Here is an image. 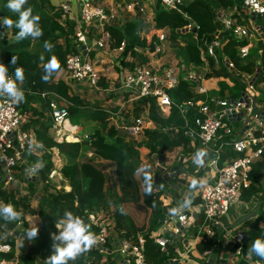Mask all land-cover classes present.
Instances as JSON below:
<instances>
[{
	"label": "built area",
	"instance_id": "1",
	"mask_svg": "<svg viewBox=\"0 0 264 264\" xmlns=\"http://www.w3.org/2000/svg\"><path fill=\"white\" fill-rule=\"evenodd\" d=\"M183 3L184 0H160L163 9L180 13ZM54 6L61 14L58 19L61 26L67 30L72 24V35L68 37L73 48L66 54L64 67L59 73L60 76L56 77V80L67 86V95H70V90L79 92L80 87L99 93L105 90L112 93L115 98L112 100L113 105L104 108L107 121L117 132L122 131L127 137H141L146 129L154 127L147 112L151 102L163 118H167L171 109L175 108L183 122V136L189 139V144L187 148L181 146L170 152L165 151L163 157H157L153 171V191L156 193L160 190L162 180L166 182L170 179H181L185 172L193 174L194 178L201 181L197 192L198 202L183 209L177 217L170 216L169 210H166L165 220L150 233V238L161 251L166 252L171 248L175 253L165 264H179L185 261H192L194 264H219V258L225 253L229 255L230 264H239L235 259L260 264L244 256L243 249L251 240L246 229L236 220L235 213H231L233 207L242 202L241 195L251 184L253 166L257 162H263L264 173V108H256L255 99L261 93L253 89L259 85L255 84V78L260 68L255 69L254 74L249 77V82L239 91L238 97L212 93V90L203 84L211 78L205 81L193 71L187 70L183 62L165 66L154 65L152 61L132 63L130 67L122 66L117 73L118 81L115 86L108 85L103 88L99 83L103 66L107 64L105 58L110 57V61H113L119 56L120 59L125 47V42H122L119 47L111 48L113 39L109 28L122 29L124 23L117 24L116 15L112 10L94 4L92 0H54ZM240 7L247 13L245 21L249 27H245L243 22L231 20L224 11L217 10L216 20L223 25V31L231 30L234 37L240 41L244 40L243 37L246 38L249 32L262 38L264 3L261 0H242ZM126 10L130 13L143 12V7L140 0H133L126 6ZM232 10L239 16L237 10ZM237 19L240 21L243 18ZM191 28L194 26L190 23L179 31L188 32ZM164 39L159 36L154 51H147L150 57L161 51L160 46ZM227 40L214 36L210 43L204 42L205 48L201 47L200 59L202 64L209 63V58L213 59L215 67L221 64L230 72L236 71L238 79L242 80V74L246 72L237 71L229 58H218L216 50ZM60 43L65 48L64 42ZM246 46L247 44L238 46L236 55L241 60H248L250 57ZM261 54L262 52L256 55L257 59H261ZM180 79L192 83L194 98L177 103L169 93L178 86ZM261 85L264 94V84ZM41 96L47 100L51 127L58 136L69 117V108L73 105L66 97L56 93H42ZM135 107H139L141 111L136 113ZM191 111L196 114L190 120ZM133 113L134 116H130ZM127 115L128 117H125ZM25 119V114L20 113L16 103L7 96L0 95V163L6 180L10 179L9 167L14 161L24 160L25 148L37 145L34 135L23 129ZM162 132L172 137L180 133V128L174 123H169L162 128ZM84 138L88 142L91 141L88 135ZM200 149L209 152L203 167L193 163L194 155ZM171 157H174V161L170 160ZM263 177L264 174L261 179ZM32 179H37V176L33 175ZM184 192L180 190L181 196L176 199L175 206L188 197V193ZM259 199L260 194L255 195L244 203L245 209H255ZM242 206L241 204V208ZM239 212L241 213L240 209ZM89 218L92 223L101 227L96 236L97 243L92 249L103 255H110L116 260V264H130V260L135 264H145L142 236L138 237L137 244H132L115 232L111 215L102 223L93 222L91 215ZM13 232L15 231L5 234L4 237H15ZM202 238L204 241L209 240L211 246L197 252L195 245ZM107 241L110 247L106 246ZM7 251L9 246L0 238V253ZM194 252L198 254L196 259L190 258L194 256ZM11 261L12 264L16 263L15 258ZM6 262L10 261L0 258V264H7ZM40 264L47 262L41 261Z\"/></svg>",
	"mask_w": 264,
	"mask_h": 264
},
{
	"label": "trees",
	"instance_id": "2",
	"mask_svg": "<svg viewBox=\"0 0 264 264\" xmlns=\"http://www.w3.org/2000/svg\"><path fill=\"white\" fill-rule=\"evenodd\" d=\"M242 0H184L180 9L185 16L176 10H165L156 0L153 23L155 31L148 37L139 35L141 23L136 21H127L122 29L112 27L109 31L112 36L111 48H117L122 42H126L124 56L130 52L133 58L141 56L138 49L152 52L159 42V36H163L169 42L171 47L180 48L182 59L187 65L199 66L202 64L200 59L201 47L205 48L203 43H210L214 35L218 32L219 36L228 39L224 46L223 53L231 60L234 67L239 72H246L252 76L255 69L260 68V72L255 78V84H264V26L263 35L260 39L261 59L258 63L248 60L243 64L241 59L236 55L235 46H244V40H237L231 30L223 31V25L216 20V11L214 7H223L237 10L240 14H234L236 18H247V13L241 9ZM8 0H0V16L12 19L14 22L18 19V14L13 13L7 7ZM25 8H31L33 15L40 17V26L43 35L33 39L31 37L21 41L16 40L18 29L11 27L6 31L5 27H0V64L8 68V76L14 78V70L21 67L24 71V81L18 86L24 92V101L16 104L21 114L29 113L28 119L23 123V129L32 130L39 146L26 147L24 150V160H15L14 164L9 167V180H6V174L0 163V203L12 204L22 215L19 221H24L25 216H37L40 219L38 236L33 241L26 238L21 239L18 243L15 237H3L2 242L9 246V251L0 253V258L6 261L16 259L15 264H36L34 256L39 255V259L47 262V257L53 252L54 240L50 237L51 230L54 229V223L62 218L63 213L67 211L80 216L87 224L90 225L91 231L97 236L101 227L90 221V209L98 207L106 198L105 186L110 184V192L113 199L114 210L111 216L114 221V230L119 232L120 226L124 231L118 234L131 242L138 243V237L142 236L143 255L145 264H165L168 258L175 256L174 251L170 248L166 252L161 251L160 247L150 238V233L156 230L165 220L166 208L162 206L160 193H155L153 185L151 195L145 194L143 177L134 172L139 164L127 163L126 145L114 127H106L107 115L101 107H94L89 112L87 119L97 123L93 137L90 142L81 139L77 142L55 141L48 133L50 126V114L47 108V100L42 93H56L62 97L67 96V86L59 80H56L57 74L64 67L66 54L72 50L73 46L66 35L72 32V25L67 30L58 22L61 14L54 6V0H28ZM1 20V19H0ZM195 21L196 28H191L188 32H180ZM238 22H242L241 20ZM64 36V46L58 42L59 36ZM44 43L49 46L46 50V57L41 59L40 54L34 51L31 46L33 41ZM221 59V54L217 53ZM55 57L60 67L52 72L47 81L42 79L45 73V64L49 59ZM15 58L16 63L12 64ZM142 60V59H141ZM209 60L210 72L205 75L207 79L212 77H223L226 75L222 69L215 67V61ZM192 83L180 79L178 86L170 91V96L177 103H182L194 98L191 90ZM220 86H226L223 82ZM244 88V84L235 80L234 87L228 88L232 97H238L239 91ZM223 90V89H221ZM218 94H223L220 91ZM220 95V96H221ZM39 104L38 107L33 106ZM75 104L81 106V100H75ZM83 105H86L82 103ZM76 108L70 107L69 113L72 114ZM141 111L135 107V112ZM148 118L156 125L155 129H146L142 135V140L138 146L145 147L149 154L158 155L165 151H173L176 148L184 146L187 148L189 139L183 136V122L175 108L171 109L170 115L163 118L153 102L148 106ZM195 111L189 113L191 120ZM169 123H174L180 128V133L167 136L162 132V128ZM106 129L107 136L101 132ZM69 140V137L67 138ZM89 143L90 154L81 155L80 151L83 145ZM56 149L58 154L64 159L59 172L64 180L67 181L69 189L58 187L51 182L50 174L53 170L51 160L52 150ZM11 155V151H9ZM105 165L106 169L102 168ZM42 165L37 167L34 166ZM33 168L37 171L36 181H29L26 178V170ZM263 175V162H257L253 166L251 174V184L249 188L243 191L241 201L246 203L251 200L261 190L260 179ZM27 179L25 186L29 192L37 197L35 207L32 206L28 193L20 195V184ZM136 181V185H135ZM139 187V196L131 200L128 196L129 188ZM128 190V192H126ZM131 196L134 193H130ZM134 198V195H133ZM140 219H143L140 224ZM8 223L1 230H11L17 223ZM264 223V207L254 218L241 222L242 227L247 228L246 232L251 242L257 238H264V226L260 227L259 223ZM0 223H3L0 221ZM119 230V231H118ZM140 232L141 235L136 234ZM106 246L110 247L109 241ZM211 246L209 240L204 238L197 243L196 248L199 252L208 249ZM251 243L243 249L244 256H248L252 261L264 264V260L255 254L249 255L248 249ZM116 260L110 255H103L96 249L80 255L74 264H116ZM130 264H135L130 260ZM242 264H247L243 260Z\"/></svg>",
	"mask_w": 264,
	"mask_h": 264
},
{
	"label": "rangeland",
	"instance_id": "3",
	"mask_svg": "<svg viewBox=\"0 0 264 264\" xmlns=\"http://www.w3.org/2000/svg\"><path fill=\"white\" fill-rule=\"evenodd\" d=\"M55 1H58V0H55ZM94 4H97V5H102L104 7H106L107 9H110L112 10L115 15H116V23L117 24H122L124 23V21L126 20H131V19H135L134 21H136L135 23H141V27L139 28V35L140 36H145L147 39L148 37L155 31L154 29V23H153V16H154V11H155V5H156V0H140V3L143 7V12H135L134 11V14L133 13H130L126 10V6L128 4H130L133 0H92ZM262 3H264V0H261ZM215 11L217 12V10H222L224 11L225 13H227V15L229 16V18L232 20H235L238 22V19L234 16V12L232 9H229V8H223V7H214ZM4 17H1L0 16V19L2 20ZM245 18H243L241 21L244 23L243 25L245 27H249L248 25V22H246L244 20ZM126 23V22H125ZM191 25L194 26V28L197 27V24L195 23V21H190ZM263 26H264V23H262ZM6 28V31H9V27H5ZM56 34L59 36V32H56ZM219 33L217 32L214 36H219L218 35ZM67 36H71L72 35V32H69L66 34ZM59 39H65L64 36H59L58 38V42L60 41ZM242 39V38H241ZM244 41L246 42L247 44V48H248V51L250 53V57L248 60H252L254 61L255 63L257 61H259V59H257V56L260 55L261 53V50L259 48L260 46V37L258 36V34H252L251 32H249V34L246 36V38H244ZM228 41V40H227ZM227 41H225L223 43V45H221L220 47L217 48L216 52L217 53H220L222 57H227L226 55H224L223 53V49H224V46L228 43ZM64 42V41H62ZM126 44V42H125ZM31 48L34 50V51H37L41 57L45 58L46 57V50L47 48H45V44L43 43H39L37 42L36 40L33 41L32 43V46ZM125 48V47H124ZM161 48V51L153 56V57H150L148 54H147V51H144L142 49H138V53L141 54V56L139 58H133L132 54L130 52H127L126 55H129V59L128 61L125 60H120L119 59V56L117 59H114L113 61L111 60L109 63L105 64L103 66V69H105L107 72H119V69L120 67H130L132 63H149V62H152V64L154 65H174L176 63H180V62H183L184 63V60L182 59V56H181V51H180V48H173L171 47V45L169 44V42L167 40L164 39L162 45L160 46ZM235 51H239V47L235 46ZM122 55H124V50L123 52L121 53ZM257 55V56H256ZM262 55V54H261ZM125 58V57H124ZM133 59V60H132ZM142 59V60H141ZM247 59H243L242 63L245 64L247 63L248 61ZM117 62V63H116ZM114 63V64H113ZM186 65V68L187 70L189 71H193L195 75L197 76H200L202 78H204V80L206 81L207 78L205 77V75L207 73L210 72V66H209V63L207 62V64H201L199 66H193V65ZM108 68V69H107ZM217 69H222L221 66L218 65V68ZM223 72L226 74L224 75L222 78H215V77H212L211 79H209L208 81L206 82H203L204 86L207 88V89H211L212 93L214 94H217V95H221V94H218L220 91H223V94L221 96H230L231 95V92L228 90V88H231V87H234L235 85V80L239 81V83L241 84H246V82H249L250 80V75L248 73H243V79L242 80H239V76H237V72L236 71H233V72H230L228 71V69H226L225 67H223ZM109 72V73H110ZM102 73V72H101ZM102 75V74H101ZM101 79L102 82H101ZM112 83L111 84H108L109 86H112L114 87L115 86V81L117 80V78H112ZM223 82L226 86H224V88H222L220 86V83ZM99 85H101L102 87H105L107 86V83L105 81V78L103 77V75L100 77V83ZM210 87V88H209ZM212 87L214 89H212ZM223 89V90H221ZM243 89V88H241ZM254 90H258V92H260V96H257L256 99H255V103H256V108H264V94H263V86L261 84L257 85L256 87L254 86L253 88ZM105 94H108L107 92H104V95ZM114 96V95H112ZM86 106V105H84ZM86 108V107H85ZM77 112L76 114H73V115H70L68 117V123L71 124V120L74 119L75 122H78L79 125L82 126V129H80L78 132H77V138L78 140L80 139H85L84 138V135H88L89 137H93V134L95 132V130L97 129V126L95 125V123H93L89 118L87 119L86 117L89 115V112L87 111V109L85 110H77L75 111ZM74 112V113H75ZM130 116H134V113ZM125 117H128L125 116ZM154 124V123H153ZM110 126V124L108 123L107 121V124H106V127L108 128ZM156 128V125L154 124V127L152 129H155ZM101 132L107 136L106 132L107 130L106 129H101ZM118 135L121 137L122 141L124 142V144L126 145V150H127V163H131V164H139V166H137V168H134V172L137 174V171L139 168L143 167L144 165H147L150 167L151 169V172L152 174L154 173V168H155V162H156V159L158 156H161V154H158V155H152V154H149V150L145 147H140L138 146L137 143H139V141L142 140V137H137V138H132V137H127L126 135H124V133L121 132H118ZM65 137V136H64ZM54 138L57 140V141H61V137L60 136H54ZM68 137L66 138H63V140H67ZM69 140H72L71 137H69ZM86 140V139H85ZM88 143V142H87ZM81 155H89L90 154V147H89V143L86 144V145H83L82 148H81V152H80ZM60 156L58 155V152L55 150L53 153H52V157H51V160L54 164V171L51 172L50 174V177H51V182L55 185H62V183H60V180L62 179L61 178V174L58 173V167L60 165ZM171 161H174V157H171L170 158ZM169 160V161H170ZM33 168H36V166H34ZM33 168H29L26 170V178L29 180V181H36V179H32V176L33 175H36V171H33L32 169ZM102 168L106 169V166L103 164L102 165ZM168 168V167H167ZM108 172V170L106 171ZM264 174V173H263ZM139 175L141 177H143L142 173L139 172ZM24 179L23 182L20 184L21 186V192H20V195H24L26 193H28V196L30 198V202L32 204L33 207H35L36 205V200L33 198V194L31 192H29V189L27 190V188L25 187L27 185V179ZM163 179V178H162ZM164 181V180H162ZM168 192L169 194H174V193H179L178 191H180V188H182L181 184H185V183H182V181L180 179H177V180H173V179H170L168 181ZM260 187H261V190L258 192L260 193V196L261 195H264V177L262 179H260ZM135 185H136V181H135ZM66 189H69L68 186L65 187ZM187 193H191L193 191L189 189H185ZM105 191H106V198L105 200L103 201L102 204H100L98 207H93L90 209L91 211V216H93V222L95 223H102V222H105L107 220V216L111 215L112 214V211L114 210V205H113V202H112V195H111V187H110V184H106L105 186ZM128 192V190L126 191ZM134 193L131 194L130 193ZM174 192V193H173ZM133 195H134V198H133ZM139 196V187H132V188H129V192H128V196L127 197H131V200H135V198H137ZM164 203V202H163ZM233 210L235 211V216H236V212H238V214H240L239 212V208L237 207L236 208V205L235 207H233ZM242 208L240 209V211L242 212ZM240 216H237L236 220L239 218ZM58 222V221H57ZM54 223V229L51 230V233H50V237L53 239V236L54 234H56L58 232V229L55 227L56 226V223ZM143 222V219H140V224H142ZM37 227L39 229L40 227V219L37 217V216H28L26 215L25 216V220L24 221H19L17 223V225L11 229V230H6V231H3L0 229V238H3L5 234H11L12 231L14 230L15 232H13V234L15 235V238L17 240V243L25 238L24 237V232L26 229H31L33 227ZM120 230L119 231L120 233L122 231H124V228L123 226H120ZM118 232V233H119ZM137 236L141 235L140 232H138L136 234ZM216 254V253H214ZM218 254V253H217ZM219 255V254H218ZM216 257V255H215ZM34 260L36 262V264H40L42 260L39 259V255H36L34 256ZM236 261L239 262V264H242L243 261H240L239 259H235ZM234 260V261H235ZM229 262V255L228 253H225L222 255V257L219 258V261L218 263H228ZM7 264H12L13 262L10 261V262H6ZM247 264H250L249 262L246 261Z\"/></svg>",
	"mask_w": 264,
	"mask_h": 264
},
{
	"label": "clouds",
	"instance_id": "4",
	"mask_svg": "<svg viewBox=\"0 0 264 264\" xmlns=\"http://www.w3.org/2000/svg\"><path fill=\"white\" fill-rule=\"evenodd\" d=\"M28 0H8L7 7L13 13L18 14V19L14 22L10 18L0 20V27H15L18 29L16 40L21 41L26 38H39L43 35L40 26V17L33 15L31 8H25ZM45 48H49L45 44ZM43 60V57H41ZM15 58L12 59V64H15ZM45 75L42 79L47 81L49 76L57 70L60 65L55 57L49 59L45 64ZM24 71L21 67H16L14 70V78L8 76V68L0 64V95L7 96L14 103L19 104L24 101V92L18 86L24 81ZM42 147V145H37ZM209 157V152L206 149L197 150L193 163L203 167L206 158ZM42 167V165H37ZM143 175L145 194L151 195L154 185L153 174L149 166L144 165L138 169ZM199 186V181L193 179L189 185L190 190ZM192 204V197L183 199L177 206L169 209V215L177 217L183 209H187ZM22 213L17 210L12 204L0 203V229L8 223L20 220ZM58 232L53 236V252L47 257V264H74L76 259L83 253L89 251L97 243L96 235L91 231L90 225L87 224L80 216L73 214L71 211H65L61 219L58 220L55 226ZM38 236V228L35 226L31 229H26L24 237L28 241H33ZM248 254H255L260 259L264 260V238H257L251 242L248 249Z\"/></svg>",
	"mask_w": 264,
	"mask_h": 264
},
{
	"label": "crops",
	"instance_id": "5",
	"mask_svg": "<svg viewBox=\"0 0 264 264\" xmlns=\"http://www.w3.org/2000/svg\"><path fill=\"white\" fill-rule=\"evenodd\" d=\"M134 14V13H133ZM134 20H136V18L135 19H131V20H129L130 22H132V21H134ZM128 20H126V21H124V24H125V22H127ZM72 25V24H71ZM124 26V25H123ZM68 39H69V37H68ZM60 41L59 42H61V41H64L65 39H59ZM121 57H120V59L121 60H125V58H126V60L127 59H131V58H129V55H120ZM125 57V58H124ZM105 60H106V62L107 63H109L110 62V57H106L105 58ZM133 60V59H132ZM108 69V68H107ZM110 72V71H109ZM107 72L105 69H102V75H103V77L105 78V81H106V83H107V86H108V84H111L112 83V78H117V72L115 73V72ZM58 76H60V74L58 73L57 74ZM58 78V77H57ZM102 80L103 79H101V82H102ZM118 80H116L115 81V83L117 82ZM107 86H105V87H103V88H107ZM102 87V86H101ZM80 90H79V92H72L71 90H70V95H67L66 96V98L72 103V105H73V107L74 108H76L75 109V111H77V110H85V109H87V111L88 112H90V111H93L94 110V107H101L102 109H104V108H106V107H111L112 105H113V102H112V100H114L115 98L112 96L113 94L112 93H108V94H105L104 95V91L102 92V93H99V92H95V91H92L91 89H88V88H83V87H80L79 88ZM81 91V92H80ZM105 92H106V90H105ZM75 100H81V106H79L78 104H75ZM82 103H84V104H86V106H84ZM33 106H35V107H38L39 106V104L38 103H34L33 104ZM86 107V108H85ZM38 109H39V107H38ZM74 111V112H75ZM72 113V114H70L69 113V116L70 115H73V114H76L77 112H75V113ZM25 117H26V119H28V117H29V113H25ZM87 118V117H86ZM26 119H25V121H26ZM92 121V120H91ZM93 123H95V125L97 126V123L95 122V121H92ZM71 124H69L68 123V119L64 122V124H63V129H62V131H61V133L58 135V136H60L61 138V141H65V140H63V138H66V137H71L72 138V140H66L67 142H77V141H80V140H78V138H77V132L80 130V129H82V126L81 125H79L78 124V122H75L74 121V119H72L71 120V122H70ZM152 128V127H151ZM25 130H27V129H25ZM27 131H30L33 135H34V133H33V131L32 130H27ZM48 133H49V135L55 140V141H57L55 138H54V136H57L56 134H55V132H54V130L52 129V127H51V120H50V126H49V129H48ZM65 136V137H64ZM85 136V135H84ZM34 137H35V135H34ZM142 137V136H141ZM83 139V138H82ZM74 140V141H73ZM35 141H36V139H35ZM61 141H57V142H61ZM36 143H37V141H36ZM37 145H38V143H37ZM36 145V146H37ZM56 149H53L52 150V153L55 151ZM57 151V150H56ZM58 152V151H57ZM81 152V151H80ZM59 155V154H58ZM60 156V155H59ZM161 156L163 157L164 156V153H162L161 154ZM60 165H59V167L57 168L58 169V173L60 174V172H59V170H60V168H61V166H62V164L64 163V159L60 156ZM53 167H54V164H53ZM36 168H37V166H36ZM52 171H54V168H53V170ZM107 171V170H106ZM193 174H191V173H187V172H185L180 178V180L182 181V183H185V184H181V186H182V188H180V190H183V191H185L184 192V194H186V190L185 189H189V185L191 184V182H192V180L193 179H196V178H194L193 176H192ZM51 178V177H50ZM61 178H62V176H61ZM37 180V179H36ZM174 180H177V179H174ZM197 181H199V179H196ZM201 181V180H200ZM200 181H199V186H200ZM60 183H62V185H59L60 187H66V186H68L67 185V181L66 180H64L63 178L60 180ZM168 182H163V181H161V184H162V187L160 188V190L158 191V193H160V199H161V201H162V206H164L165 208H166V210H169V209H171V208H173L175 205H176V199L178 200L179 199V197L181 196L180 195V191H178L179 193H174V194H169V192H168V184H167ZM199 186L197 187V188H195V189H193V191L190 193H188V197H192V203H197L198 202V197H197V192H198V188H199ZM68 188H69V186H68ZM157 193V192H156ZM257 194H260V193H257ZM37 197L35 196V199H36ZM174 200V201H173ZM164 202V203H163ZM243 205L242 206V212L240 213V214H238V212H236V218H237V216H240L238 219H237V221H239L240 222V220L243 218V217H245V216H247V215H251V213H254V215H252V216H250V218H254L255 216H257L258 215V213H259V210L260 209H263V207H264V195H261L260 196V199H259V201H258V204H257V206L255 207V209H251V210H247V209H245V207H244V202H238L237 203V207L239 208V209H241V204ZM236 207V208H237ZM235 213V211L232 209L231 210V213ZM249 218V219H250ZM241 223V222H240ZM259 226L260 227H263L264 226V223H262V222H260L259 223ZM244 229H246L247 230V228H245V227H243ZM198 242H200V241H198ZM197 242V243H198ZM197 243H196V245H197ZM196 245H195V249H196V251L197 252H199L198 250H197V248H196ZM205 250V249H204ZM197 252H194V256H190V258H192V259H196V257H197ZM248 257V256H247ZM249 258V257H248ZM179 264H194L192 261H185V262H183V263H179ZM226 264V263H225ZM227 264H230V262H228Z\"/></svg>",
	"mask_w": 264,
	"mask_h": 264
},
{
	"label": "water",
	"instance_id": "6",
	"mask_svg": "<svg viewBox=\"0 0 264 264\" xmlns=\"http://www.w3.org/2000/svg\"><path fill=\"white\" fill-rule=\"evenodd\" d=\"M253 109H254V108H253ZM252 215H254V213H251V215H247V216L243 217V218L240 220V222H243V221L249 219L250 216H252ZM15 260H16V259H15Z\"/></svg>",
	"mask_w": 264,
	"mask_h": 264
},
{
	"label": "bare ground",
	"instance_id": "7",
	"mask_svg": "<svg viewBox=\"0 0 264 264\" xmlns=\"http://www.w3.org/2000/svg\"><path fill=\"white\" fill-rule=\"evenodd\" d=\"M74 141V140H73Z\"/></svg>",
	"mask_w": 264,
	"mask_h": 264
}]
</instances>
